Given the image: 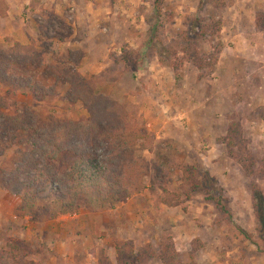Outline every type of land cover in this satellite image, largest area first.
Returning a JSON list of instances; mask_svg holds the SVG:
<instances>
[{"label":"rangeland","instance_id":"rangeland-1","mask_svg":"<svg viewBox=\"0 0 264 264\" xmlns=\"http://www.w3.org/2000/svg\"><path fill=\"white\" fill-rule=\"evenodd\" d=\"M228 1L27 0L19 9L0 0V16L11 8V19L5 17L0 26V46L16 43L15 31L24 20L35 34L28 44L47 51V66L20 73L53 86L55 69H77L98 92L125 103L146 127L152 141L141 157L152 167L170 157L178 163L166 183L152 170L136 195L57 219L21 210L22 189L32 174L20 175L8 189L0 185V264H88L87 253L96 264L138 255L146 257L145 264H264L255 244L235 237L236 225L256 234L254 186L264 193V31L257 26L264 0ZM210 18L223 21L219 35L196 26ZM230 71L232 80L226 82ZM68 87L60 83L57 96L38 101L0 85V122L17 113L39 117L41 125L53 117H87L81 104L67 107ZM148 118L158 119L159 128ZM232 124L245 143L233 153L225 141ZM4 133L0 130V170L15 174L22 155L32 149L29 134ZM179 164L208 170L224 191L229 214L203 191L188 199ZM48 194H40L41 204ZM178 194L183 202H177ZM18 239L28 243L30 253L14 250Z\"/></svg>","mask_w":264,"mask_h":264},{"label":"trees","instance_id":"trees-1","mask_svg":"<svg viewBox=\"0 0 264 264\" xmlns=\"http://www.w3.org/2000/svg\"><path fill=\"white\" fill-rule=\"evenodd\" d=\"M196 26L202 28L203 33L213 31V36H216L222 30L223 21L210 18L201 22L199 19ZM257 26L264 31V10L257 15ZM48 31L44 28V34ZM47 65V51L43 45L16 42L8 48L0 46V85L45 101L57 96L58 84L66 83L69 86L65 92L67 107L74 110L81 104L88 113L87 117L79 120L53 117L43 125L39 124V117L31 120L27 114L21 113L7 115L0 122V130L6 132L4 134H29L28 143L32 149L22 155L17 163V173L0 170V185L5 189L14 184L20 175L32 174L28 176L26 189H22L21 193V210L24 213L32 216L42 213L50 219H57L62 215L75 214L82 207L100 210L113 206L145 189L146 178L152 170H155L158 182L166 183L178 165L177 160L174 157L165 158L152 167L139 155L140 151L148 149L152 137L146 127L132 116L125 103L98 92L91 79L77 69H55L56 72L51 74L55 80L53 86H40L33 76L20 73L28 67ZM200 68L204 67L200 65ZM225 141L232 153L233 148L244 147L238 125H231ZM36 158L40 159L39 164L35 163ZM180 169L188 199L193 193L203 191L208 200L215 201L222 211L229 214L224 204V191L208 170L191 164H181ZM45 191L49 194L41 204L39 196ZM177 196V202H183L182 194ZM163 200L168 205L173 204ZM253 207L256 234L236 225L235 237H244L264 253V193L256 185L253 188ZM27 245L26 241L18 239L12 247L15 251L30 253ZM143 257L133 256V260L121 257L118 264H145L146 257Z\"/></svg>","mask_w":264,"mask_h":264},{"label":"crops","instance_id":"crops-1","mask_svg":"<svg viewBox=\"0 0 264 264\" xmlns=\"http://www.w3.org/2000/svg\"><path fill=\"white\" fill-rule=\"evenodd\" d=\"M24 1L25 2H27V0H9V3H10V5H11V7L13 6V7H18L19 9L20 8H22L24 5H25V3H24ZM11 11V8H10V10H8V12L7 13H5L4 15H1L0 16V26L3 24V22H4V19H5V17H6V20H8V19H11V17L9 18V12ZM9 21V20H8ZM22 24L21 23H19L20 24V28L18 29V30H16L15 31V42H20V43H22V44H28L29 43V38L30 37H33V36H35V34L33 33V31H30V30H28L27 28H26V23H25V21L24 20H22ZM88 24V23H87ZM85 30H87L86 28H85ZM1 38V37H0ZM1 42V41H0ZM91 58V57H90ZM82 65H83V63H81ZM91 64H96V63H94V62H90V65ZM90 65H88L87 64V67H84V66H86V64L82 67V69L81 70H83L84 72H85V70H87V72L89 71V69H90ZM99 69H100V67L99 66H97V69H94V71H92V72H98L99 71ZM96 74V73H95ZM230 74H231V71L228 73V75H229V79H227V81L226 82H228V80H232V78L230 77ZM3 87V86H2ZM225 90L223 89V91L222 92H224ZM148 121L149 122H151L152 124H153V126L156 128V129H158L159 128V125H160V123H159V121H158V119H156L155 121L153 120V119H149L148 118ZM163 122V121H162ZM44 231H45V235H49V236H51L50 235V233L51 232H48V231H46L45 230V228L43 229ZM51 231H53V232H55V235L56 234H59L60 236H62V234H61V232H62V230H57V229H55V228H53ZM199 231V230H198ZM58 243H60V242H58ZM60 245L61 246H63V242H62V244L60 243ZM258 250V249H257ZM233 253H235L234 251H232ZM233 253H232V256H233ZM229 254V253H228ZM87 255H88V260L90 261L88 264H96L95 262H93L92 260H91V257H92V255L90 254H88L87 253ZM230 256H231V254H229ZM240 254H237V256H239ZM236 256V255H235ZM256 257H253L252 259H255ZM88 260L86 261V262H88ZM260 263V260H258V262H256V264H259Z\"/></svg>","mask_w":264,"mask_h":264}]
</instances>
